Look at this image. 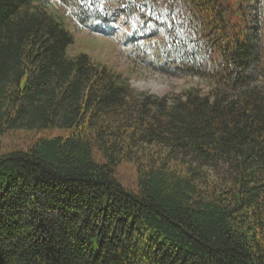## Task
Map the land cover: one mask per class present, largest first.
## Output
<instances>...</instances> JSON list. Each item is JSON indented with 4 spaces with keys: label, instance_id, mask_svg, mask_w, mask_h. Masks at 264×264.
<instances>
[{
    "label": "trees",
    "instance_id": "16d2710c",
    "mask_svg": "<svg viewBox=\"0 0 264 264\" xmlns=\"http://www.w3.org/2000/svg\"><path fill=\"white\" fill-rule=\"evenodd\" d=\"M59 7L97 33L138 14L129 58L210 92L68 56ZM45 130L0 154V264H264V0H0V136Z\"/></svg>",
    "mask_w": 264,
    "mask_h": 264
},
{
    "label": "rangeland",
    "instance_id": "374dc122",
    "mask_svg": "<svg viewBox=\"0 0 264 264\" xmlns=\"http://www.w3.org/2000/svg\"><path fill=\"white\" fill-rule=\"evenodd\" d=\"M113 7L112 3L104 2ZM58 12L65 20L68 30L74 37L72 45L69 46L68 56H76L85 54L90 59L101 65H106L114 71L122 74L128 80L132 89L137 92L147 93L158 97L168 95H181L189 88L198 89L201 94L210 92L208 84L197 80L186 79L183 77H175L168 73L155 69L147 63H139L129 58L127 50L124 48V40L129 31L137 28L141 24L138 14H133L130 21H124L122 13L114 14L110 22H100L104 32H93L90 29H76L77 25L69 12L59 7ZM94 25H98L94 22ZM161 36L148 38L142 41L144 48L151 52L161 42ZM146 62L162 65L164 63L160 59L149 57ZM62 134L60 130H45L41 132H8L0 136V154L7 153L12 150H24L30 145L32 140L41 136H55ZM117 179L119 182L130 190L136 189V174L133 166L122 164L117 168Z\"/></svg>",
    "mask_w": 264,
    "mask_h": 264
}]
</instances>
